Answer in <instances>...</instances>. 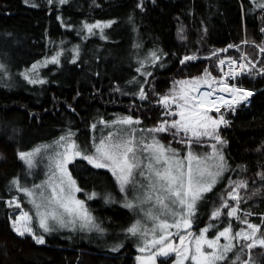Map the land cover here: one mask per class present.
I'll list each match as a JSON object with an SVG mask.
<instances>
[{"label": "trees", "instance_id": "16d2710c", "mask_svg": "<svg viewBox=\"0 0 264 264\" xmlns=\"http://www.w3.org/2000/svg\"><path fill=\"white\" fill-rule=\"evenodd\" d=\"M137 2L68 0L64 5L56 2L50 5L48 0H28V3L0 0V61L7 63L11 72V79L0 78V154L5 157L0 159V264H136L137 252L129 245L113 252L78 241L73 233L45 234L44 245H37L30 236H17L8 219L12 208L5 204L12 195H19L24 207H28L23 195L11 189L9 183L13 177L22 179L26 174L17 150H29L69 128L87 134L90 125L101 117L111 120L131 114L143 126L152 127L163 111L155 103L158 97L153 96V89L162 95L176 78L199 75L205 67L218 75L216 58L211 59L213 63L205 59L214 49L240 45L239 51L231 48L221 53V57L239 55L245 48L250 58L261 59L254 44L264 43L260 31L264 28V12L252 0H148L143 11L135 7ZM34 4L37 6L33 7ZM129 15H134V24L129 22ZM110 19L116 23L104 30L107 39L101 38L99 30H94V35L81 30L84 21ZM68 24L72 27H66ZM181 26L186 40L177 34ZM245 39L249 43L241 44ZM136 44L140 47H135ZM76 45L80 56L72 63L70 50ZM61 46L65 49L61 64H49L45 68L47 83L29 84L19 75ZM158 49L167 55L156 66L148 67L152 76L147 77L144 87L149 98L141 101L132 94L137 91V85L129 81L134 77L139 81L145 79L136 72L138 59ZM193 53L199 59L186 62V66L179 64L183 56ZM239 84L258 92L250 105H242L235 115H228L231 124L221 129L222 137L228 141L225 155L235 169L225 176L235 179L239 171L236 166L247 167V172L242 174L249 178L247 193L257 188H261V193L242 202L240 208L254 214L250 217L252 222L260 223V214L264 213V186L258 178L255 183L252 180L264 167V150L256 151L264 144V76L247 75ZM117 86L121 91L115 90ZM12 129L18 130L14 136ZM161 139L165 143L169 141L165 134ZM69 169L81 188H119L107 169H95L81 159L70 164ZM226 183L225 179L213 191H222ZM207 195L216 200L212 193ZM210 207L201 210V227L208 222ZM111 208L112 213L123 212L120 206L111 204ZM233 226L237 227L235 222ZM249 256L250 264H264V248L255 247L244 258Z\"/></svg>", "mask_w": 264, "mask_h": 264}, {"label": "snow or ice", "instance_id": "6c2138e0", "mask_svg": "<svg viewBox=\"0 0 264 264\" xmlns=\"http://www.w3.org/2000/svg\"><path fill=\"white\" fill-rule=\"evenodd\" d=\"M54 2L64 5L68 0H48L50 5ZM252 3L264 12V0H252ZM135 7L143 11L144 0H138ZM128 20L134 24V15H129ZM115 23L111 19L84 21L81 30L88 35L99 30L101 38L107 39L104 30ZM177 34L181 40L187 39L183 26L178 28ZM248 43L247 39L241 41V44ZM254 47L261 59L253 60L246 53L238 58L221 57V53L231 48L240 50V45L229 44L212 50L205 57L208 60L216 58L218 75L205 67L199 75L174 80L165 94L153 89V96L158 97L155 103L162 106L163 111L161 119L152 127H140L142 121L131 114L111 120L101 117L90 125L93 133L97 124L102 125L101 134L93 135L87 145L78 143L77 133L69 128L50 143H40L26 151L17 150V158L26 166L27 175L33 174L40 160L47 161V172L44 180L30 186L22 183L19 176L9 182L11 189L22 194L31 206L26 210L19 195H12L5 201L7 207L18 213L8 217L12 231L21 238L30 236L37 245L46 243L45 234L60 229L106 233L107 229L98 222L85 199L77 197L84 189L78 185L69 165L79 158L95 169H107L122 194L123 207L136 214L124 229L127 237L135 238L136 250L140 253L135 257L136 264H157L158 258H170L171 264H250V256L245 259V255L256 246L264 248V213L260 214V223H254L250 219L254 214L241 209L240 205L261 193V188L247 193L249 178L242 175L247 172L245 165L236 166L239 171L235 179L225 176L235 169L225 155L228 141L220 134V128L231 124L226 118L228 112L234 115L238 107L250 105L251 98L256 95L254 90L234 81L244 75L264 76V43L254 44ZM64 51L62 46L57 48L54 54L33 63L19 75L29 84L47 83L38 68L49 63L60 65ZM70 51L73 54L71 62L76 63L80 56L79 45ZM166 55L158 49L138 59L136 72L145 79L139 81L134 77L129 83L137 85V91L132 94L141 101L149 98L144 87L147 77L152 76L148 67L156 66ZM197 59L195 53L185 55L179 64L186 66V62ZM0 78L11 79L9 66L3 61H0ZM115 90L121 91L119 86ZM17 131L12 129L13 136ZM163 133L172 139L165 143L160 135ZM173 142L181 145L183 152L173 147ZM197 148L209 150L197 151ZM262 150L264 144L256 149ZM0 159L5 157L0 154ZM257 178L264 186V167L255 173L252 182ZM225 179L223 190L214 192ZM209 193L216 196L215 201L207 195ZM99 196L101 194L96 191L86 193L88 200ZM102 198L105 203L115 202L111 192H105ZM209 205L208 222L201 227V210ZM194 225L196 231H193ZM122 247V242L117 243L111 251L117 252Z\"/></svg>", "mask_w": 264, "mask_h": 264}, {"label": "rangeland", "instance_id": "374dc122", "mask_svg": "<svg viewBox=\"0 0 264 264\" xmlns=\"http://www.w3.org/2000/svg\"><path fill=\"white\" fill-rule=\"evenodd\" d=\"M146 1H148V0H144V2H146ZM144 57L145 56H141L140 59H142ZM210 63H213V61L210 60ZM49 64H51V63H49ZM46 67L38 68V71H39L41 77H43L45 79L47 78L46 69H45ZM214 75H217V73L215 72ZM178 79H182V78H176L175 80H178ZM213 114L215 115V113H213ZM228 115L229 114L227 113V116ZM120 116H122V115H120ZM227 116H226V118H227ZM140 127H145V126H143L141 124ZM223 127L224 126H221V128H220V134L221 135H222L221 129ZM102 129H103V126L97 124L96 132L93 133L89 129V131L87 133L89 135L80 134L79 130H73V131H75L77 133V135H76L77 142L83 146V145H87L91 142V137L93 135L99 136L101 134ZM104 131L106 132L107 130L104 129ZM164 134H165V137L169 138V140L172 139V137L167 133L160 134L161 137L164 136ZM54 139L44 141L41 143H50ZM207 143H211V141H207ZM173 147L181 148V151L183 152V147L181 145H178V144L173 142ZM196 150L197 151H208L209 149L197 148ZM77 159H79V158H77ZM46 164H47L46 160H40L39 163L37 164L36 168L33 170V174L31 176H29V175H27V172H26L24 178H22V179L20 178L21 182L26 183L28 186H30L33 182L40 183V181H42L46 178L45 177V173L47 172ZM82 189H84V191L81 193H77V197L80 199H85L87 207L91 210L93 215L97 218L98 222H101L102 226L107 229L106 233L101 235L95 231H92V232L81 231V230L70 231L68 229H60L56 232L64 233L66 236L73 233V234H75L74 237L76 236L78 241L87 242L91 245L103 246L105 248H109L110 250H111L112 246H114L117 243L122 242L123 243L122 248L129 245V246H132L135 249V251L137 252L136 246H135V244H136L135 238L127 237L126 233L124 231V229H126L133 222L134 218L136 217V214L134 212L129 211L127 208L123 207L122 194L120 193L119 188H117V190L106 189V188H104V189L93 188L91 190H88V189H85L82 187ZM91 191H96V192L100 193L101 196H99L95 199H91V200L86 199V193H89ZM105 192H111L113 197H114L115 202L105 203L104 199L102 198V196ZM26 202H27V200H26ZM111 204H114L115 206L122 207L123 212H119L118 214H115V212L112 213L111 212V209H112ZM27 205H28V207L25 208L26 210L31 208V206L28 203H27ZM15 214H18L17 210L12 208V215L14 216ZM196 230L197 229L194 225L193 231H196ZM209 235H211V233H209ZM256 247H258V246H256ZM122 248H120V249H122ZM137 255H140V253L137 252L135 257ZM161 262H163V264H171V259L170 258H158L157 264H161Z\"/></svg>", "mask_w": 264, "mask_h": 264}, {"label": "built area", "instance_id": "2783aa9c", "mask_svg": "<svg viewBox=\"0 0 264 264\" xmlns=\"http://www.w3.org/2000/svg\"><path fill=\"white\" fill-rule=\"evenodd\" d=\"M261 31V30H260ZM263 35H264V32H261ZM242 53H246V49L244 48L243 49V51H242ZM241 53V54H242ZM241 54H239V55H224L223 57H227V56H232V57H236V58H238V57H240L241 56ZM247 54V53H246ZM217 70H218V73H219V69L217 68ZM225 70H227L226 69V67H225ZM247 75H244V76H241V77H239L236 81H234L235 83H237V84H239V81H240V79H242V78H244V77H246ZM240 85V84H239ZM240 86H242V85H240ZM242 87H244V86H242ZM245 88H247V87H245ZM249 89H251V88H249ZM252 90H254L255 92H256V95H257V92H258V90H255V89H252ZM227 95V94H226ZM256 95H254L252 98H251V102H252V100L254 99V97L256 96ZM239 108V107H238ZM238 108H237V110H236V113H237V111H238ZM222 112L224 111V109H222L221 110ZM235 113V114H236ZM228 114L229 115H231L232 113L231 112H228ZM234 114V115H235ZM233 115V114H232Z\"/></svg>", "mask_w": 264, "mask_h": 264}]
</instances>
